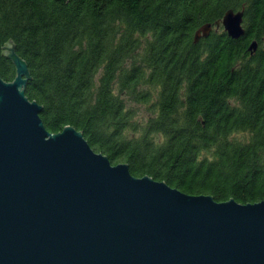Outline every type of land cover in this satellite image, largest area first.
<instances>
[{
  "label": "trees",
  "instance_id": "trees-1",
  "mask_svg": "<svg viewBox=\"0 0 264 264\" xmlns=\"http://www.w3.org/2000/svg\"><path fill=\"white\" fill-rule=\"evenodd\" d=\"M241 7L242 35L215 27ZM8 38L49 131L71 124L112 163L187 193L264 199V0H0L5 80Z\"/></svg>",
  "mask_w": 264,
  "mask_h": 264
},
{
  "label": "water",
  "instance_id": "water-1",
  "mask_svg": "<svg viewBox=\"0 0 264 264\" xmlns=\"http://www.w3.org/2000/svg\"><path fill=\"white\" fill-rule=\"evenodd\" d=\"M243 13L228 8L214 25L239 37ZM1 53L15 74L0 76V264H264V199L187 193L112 163L71 124L49 131L10 38Z\"/></svg>",
  "mask_w": 264,
  "mask_h": 264
},
{
  "label": "rangeland",
  "instance_id": "rangeland-1",
  "mask_svg": "<svg viewBox=\"0 0 264 264\" xmlns=\"http://www.w3.org/2000/svg\"><path fill=\"white\" fill-rule=\"evenodd\" d=\"M143 113L145 114L144 107L142 105H140V108L138 109V113H137L136 117H142Z\"/></svg>",
  "mask_w": 264,
  "mask_h": 264
}]
</instances>
